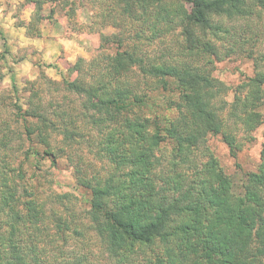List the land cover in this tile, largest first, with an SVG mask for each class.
I'll list each match as a JSON object with an SVG mask.
<instances>
[{
  "label": "clouds",
  "instance_id": "9594fccd",
  "mask_svg": "<svg viewBox=\"0 0 264 264\" xmlns=\"http://www.w3.org/2000/svg\"><path fill=\"white\" fill-rule=\"evenodd\" d=\"M0 264H264V0H0Z\"/></svg>",
  "mask_w": 264,
  "mask_h": 264
}]
</instances>
